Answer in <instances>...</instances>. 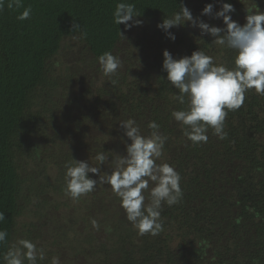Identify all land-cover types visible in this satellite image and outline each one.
I'll list each match as a JSON object with an SVG mask.
<instances>
[{
  "label": "trees",
  "instance_id": "obj_1",
  "mask_svg": "<svg viewBox=\"0 0 264 264\" xmlns=\"http://www.w3.org/2000/svg\"><path fill=\"white\" fill-rule=\"evenodd\" d=\"M120 2L135 5L142 25L126 30L113 22ZM252 2L264 11V0H2L0 231L8 236L0 243V264L19 239L45 251L38 264L53 257L60 264H264V95L249 90L243 105L228 112L226 139L209 129L207 143L193 144L171 116L184 105L164 79L162 52L178 59L201 49L229 68L234 53L189 22L169 30L174 42L157 28L181 3L194 18L221 28L222 19L201 11L230 3L229 15L242 26ZM25 8L29 18L18 19ZM74 48L79 57L64 60V50ZM105 51L121 61L111 76L97 62ZM127 119L143 135L150 121L159 124L168 139L158 163L181 176L182 199L162 206L163 231L156 236L137 233L109 185L97 183L79 199L64 191L71 157L91 156L89 165L101 174L114 168L111 152L123 155L130 142L119 125ZM101 151L109 157L103 165L95 160ZM34 213L38 222L30 219Z\"/></svg>",
  "mask_w": 264,
  "mask_h": 264
},
{
  "label": "clouds",
  "instance_id": "obj_2",
  "mask_svg": "<svg viewBox=\"0 0 264 264\" xmlns=\"http://www.w3.org/2000/svg\"><path fill=\"white\" fill-rule=\"evenodd\" d=\"M213 8V4H206L201 15L222 19L223 28L194 18L191 10L182 3L179 11L157 24V28L174 42L176 37L169 30L189 22L191 26L198 27L202 35L213 37L212 43L234 53L232 67L229 68L215 64L213 58L201 49L178 59L166 49L162 52V70L166 73L164 79L178 90L173 98L184 105L179 110H173L171 116L182 126V135L193 144L207 143L209 129L218 139H226L224 121L228 112L243 105L245 93L249 90L264 95V11L254 4V7L246 10V22L241 26L229 15L235 11L232 4L221 3L215 12ZM30 14L31 9L25 8L18 19L26 20ZM139 16L141 12L134 4L120 2L113 12V22L123 24L129 30L142 25L143 21L136 19ZM79 27L74 23L72 29ZM119 35L124 38L122 32ZM97 62L104 76L115 74L121 67L120 59L109 51L99 55ZM119 125L130 142L125 144L123 155L111 152L114 168L101 174V167H93L88 160L71 157L64 166V191L70 198L79 199L94 191L97 183L109 185L119 199L126 219L137 233L156 236L163 231L162 206L171 207L182 199L181 176L169 163H158L168 139L161 134L159 124L150 121L147 125L151 130L148 135L141 134L133 119L122 121ZM108 159L105 151L95 156L100 165ZM89 173L97 178L93 179ZM146 191L149 193L147 203ZM4 218V214L0 213V221ZM91 223L94 228H99L97 221L92 220ZM7 236L6 231H0V243L5 242ZM45 255V251L32 241L19 239L3 254L2 264H38V261L45 259ZM51 264H60L59 258L53 257Z\"/></svg>",
  "mask_w": 264,
  "mask_h": 264
},
{
  "label": "rangeland",
  "instance_id": "obj_3",
  "mask_svg": "<svg viewBox=\"0 0 264 264\" xmlns=\"http://www.w3.org/2000/svg\"><path fill=\"white\" fill-rule=\"evenodd\" d=\"M74 50H75V51H74ZM78 54H79L78 49H77V48H74V49H71L70 51H68V50H64V54L61 55V56H62V57H65V58H63L64 60L70 62V61H75V59L79 57ZM85 154H87V153L84 151V155H85ZM85 158H88V159H89V158H91V156L88 157L87 155H85ZM88 159H86V161H87ZM52 173H53V174H56V172H53V171H52ZM30 207H31V206H27V207H25V213L28 212V211H30ZM23 215H24V214L18 216V222H19V223H21L22 218L24 217ZM33 215H34V217H30V219H31L33 222H38V219H37V217L35 216L36 213H34ZM40 223H41V222H40ZM46 224H47V222L44 223V225H46ZM48 224H49V223H48ZM20 225H21V224H20ZM15 228H16V230H20V229H21L19 225L15 226ZM86 263H87V262L83 261V264H86Z\"/></svg>",
  "mask_w": 264,
  "mask_h": 264
}]
</instances>
